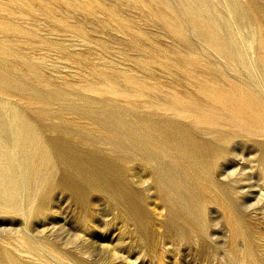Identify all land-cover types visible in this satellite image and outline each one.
<instances>
[{"label":"rangeland","instance_id":"1","mask_svg":"<svg viewBox=\"0 0 264 264\" xmlns=\"http://www.w3.org/2000/svg\"><path fill=\"white\" fill-rule=\"evenodd\" d=\"M0 264H264V0H0Z\"/></svg>","mask_w":264,"mask_h":264}]
</instances>
